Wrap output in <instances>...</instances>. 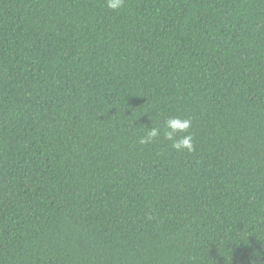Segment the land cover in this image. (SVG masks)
<instances>
[{"label":"trees","instance_id":"1","mask_svg":"<svg viewBox=\"0 0 264 264\" xmlns=\"http://www.w3.org/2000/svg\"><path fill=\"white\" fill-rule=\"evenodd\" d=\"M0 264H264V0H0Z\"/></svg>","mask_w":264,"mask_h":264},{"label":"clouds","instance_id":"2","mask_svg":"<svg viewBox=\"0 0 264 264\" xmlns=\"http://www.w3.org/2000/svg\"><path fill=\"white\" fill-rule=\"evenodd\" d=\"M123 5L124 0H106V7L113 11L121 8ZM190 127V118L170 116L165 119L163 129L155 126L148 127L145 134L139 137L138 143L141 145L152 143L162 134L164 140L171 142V147L174 150L192 152L194 144L193 136L188 131ZM178 133H183V135L177 136Z\"/></svg>","mask_w":264,"mask_h":264}]
</instances>
